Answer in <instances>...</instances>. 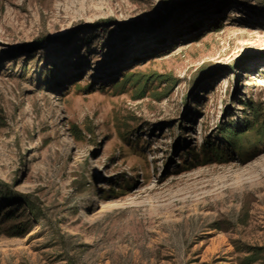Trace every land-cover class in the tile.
Masks as SVG:
<instances>
[{"label": "rangeland", "instance_id": "1", "mask_svg": "<svg viewBox=\"0 0 264 264\" xmlns=\"http://www.w3.org/2000/svg\"><path fill=\"white\" fill-rule=\"evenodd\" d=\"M245 103L264 0H0V264H264V145L187 164Z\"/></svg>", "mask_w": 264, "mask_h": 264}, {"label": "trees", "instance_id": "2", "mask_svg": "<svg viewBox=\"0 0 264 264\" xmlns=\"http://www.w3.org/2000/svg\"><path fill=\"white\" fill-rule=\"evenodd\" d=\"M162 77L163 76L155 73L144 74L138 71H136V73L125 72L121 80L114 81L110 88L122 91L123 89L125 90L126 87H130L134 95L141 98L151 94L152 92L149 90L152 89L153 83L163 81L164 78ZM83 88L88 89L89 87L84 85ZM245 105L249 108L250 118H248L244 124L238 126L223 124L218 128L221 141L213 142L209 139V141L203 145L202 150L198 151L196 148L191 149L190 161L187 162V164L215 160L225 162V160L229 159V156H232L231 154H235L236 157H240L243 161H247L250 159V155H253L254 152L258 151L259 148L264 145V113L259 106L254 104L249 105L248 103H245ZM126 133L125 135L127 136L130 134L128 132ZM125 183L130 185L128 180H126ZM120 184L121 183H118L117 187L111 186L110 189L106 191V195L111 197L112 195L119 196L123 194Z\"/></svg>", "mask_w": 264, "mask_h": 264}]
</instances>
